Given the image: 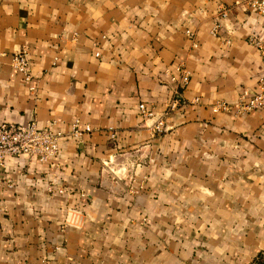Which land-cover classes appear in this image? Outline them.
<instances>
[{
	"label": "crops",
	"instance_id": "0c3cea01",
	"mask_svg": "<svg viewBox=\"0 0 264 264\" xmlns=\"http://www.w3.org/2000/svg\"><path fill=\"white\" fill-rule=\"evenodd\" d=\"M263 48L240 0H0V121L60 133L0 165V264H264Z\"/></svg>",
	"mask_w": 264,
	"mask_h": 264
},
{
	"label": "built area",
	"instance_id": "2783aa9c",
	"mask_svg": "<svg viewBox=\"0 0 264 264\" xmlns=\"http://www.w3.org/2000/svg\"><path fill=\"white\" fill-rule=\"evenodd\" d=\"M248 9L258 14H264V0H240ZM226 14V8L219 9L217 16H224ZM216 23H213L212 32L214 31ZM188 36H191V32L185 29ZM195 45V42H192ZM264 54V48H263ZM10 63L16 71H18L24 79H28L30 76L29 63L27 58V51L24 48L18 49L11 53ZM174 69L178 72V75L170 74V79L178 81L179 84H184L187 81V71L182 64L177 63L174 65ZM176 102V99H172L169 102V107H172ZM234 108L237 111H249L255 108L264 109V75H261L257 79L256 89L252 93H247L246 90H242L238 96V99L233 103ZM216 107L225 108L223 103H217ZM137 108L143 115H151L152 111L145 107L143 103H138ZM52 121L47 125L38 126L33 120L26 122H14V121H0V165L3 164L4 158L7 155L17 156L20 154H28L34 156L39 161H45L51 156L55 155L57 151V137L60 135L59 131H53ZM162 127V120L158 118L153 124L155 130H160ZM89 125L84 124L83 130H88ZM78 121L75 119L69 128V133L75 135L80 133ZM52 190L51 185L47 187ZM57 191H62L61 188H57Z\"/></svg>",
	"mask_w": 264,
	"mask_h": 264
}]
</instances>
